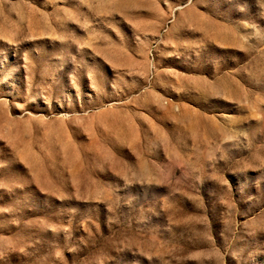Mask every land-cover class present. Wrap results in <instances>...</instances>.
<instances>
[{"label":"rangeland","instance_id":"obj_1","mask_svg":"<svg viewBox=\"0 0 264 264\" xmlns=\"http://www.w3.org/2000/svg\"><path fill=\"white\" fill-rule=\"evenodd\" d=\"M0 264H264V0H0Z\"/></svg>","mask_w":264,"mask_h":264}]
</instances>
